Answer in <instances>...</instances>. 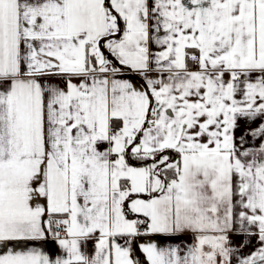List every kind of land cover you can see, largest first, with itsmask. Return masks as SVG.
Returning a JSON list of instances; mask_svg holds the SVG:
<instances>
[{
  "label": "snow or ice",
  "instance_id": "1",
  "mask_svg": "<svg viewBox=\"0 0 264 264\" xmlns=\"http://www.w3.org/2000/svg\"><path fill=\"white\" fill-rule=\"evenodd\" d=\"M0 264H264V0H0Z\"/></svg>",
  "mask_w": 264,
  "mask_h": 264
}]
</instances>
